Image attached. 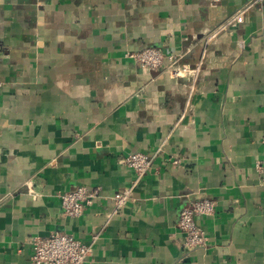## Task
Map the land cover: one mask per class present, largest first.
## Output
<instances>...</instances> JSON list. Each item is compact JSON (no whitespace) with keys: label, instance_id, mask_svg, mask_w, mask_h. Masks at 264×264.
Masks as SVG:
<instances>
[{"label":"crops","instance_id":"crops-1","mask_svg":"<svg viewBox=\"0 0 264 264\" xmlns=\"http://www.w3.org/2000/svg\"><path fill=\"white\" fill-rule=\"evenodd\" d=\"M250 4L0 0V264H31L30 240L54 232L92 244L82 264H264V0L231 23ZM148 47L193 75L127 56ZM135 152L153 161L133 186ZM97 185L64 214L60 193ZM201 198L216 212L187 251L180 211Z\"/></svg>","mask_w":264,"mask_h":264},{"label":"built area","instance_id":"built-area-1","mask_svg":"<svg viewBox=\"0 0 264 264\" xmlns=\"http://www.w3.org/2000/svg\"><path fill=\"white\" fill-rule=\"evenodd\" d=\"M251 0L248 7L240 10L231 20V23H242L246 10L255 2ZM127 56L135 61L143 69H158L164 65L175 77L192 76L194 70L188 65H179L175 55L166 56L157 47H148L143 50L129 51ZM2 82H0V86ZM153 156L148 152L130 153L122 159L135 174L133 186L142 181L151 169ZM174 163L179 160L175 159ZM256 170L264 176V158L255 164ZM132 187L115 192L111 196L113 204L112 214L130 200ZM103 196V188L99 185L93 187L79 186L74 190L60 193L64 214L71 218L81 216L88 206L93 205ZM217 201L211 198L194 200L180 211L178 227L183 234L184 250H192L207 245V234L202 225L196 219L200 216L213 215L216 212ZM32 247L31 264H82L92 253V244L77 239L72 234L54 232L50 236H35L30 240Z\"/></svg>","mask_w":264,"mask_h":264}]
</instances>
